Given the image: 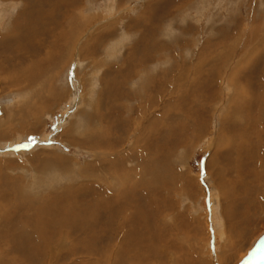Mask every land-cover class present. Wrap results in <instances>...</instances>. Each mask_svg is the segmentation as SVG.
Here are the masks:
<instances>
[{"label":"rangeland","instance_id":"rangeland-1","mask_svg":"<svg viewBox=\"0 0 264 264\" xmlns=\"http://www.w3.org/2000/svg\"><path fill=\"white\" fill-rule=\"evenodd\" d=\"M30 7H34V11L30 10ZM74 16L79 19L77 24H80L81 29L79 36L75 40L76 32L71 35L72 32L66 28V24ZM32 27L34 28L32 29ZM11 36H15L16 39L12 40ZM82 38L84 39L82 40ZM6 39L9 41L8 54L10 59L5 55L7 52L1 53L2 55L0 56V58H4V60L0 59V62L3 61L5 66L18 65L20 69L22 67L28 69L30 73H37V71L44 73L52 64L58 65L59 63L57 72L61 79L57 81L55 86L57 87L56 91L63 97L58 102H54L44 108V113L40 115L41 121L35 127L25 122L31 121L24 112L18 116L19 118L14 119L9 124L12 128L9 125L3 127L4 129L10 128L13 130V133L0 138V175H2L0 176V207L6 216L15 215L13 213L15 212L13 211L15 207L20 210L25 209V207L19 206V201L16 199V188L21 186L20 183L23 184L27 194L30 192V198L37 196L29 201L38 200L42 196L43 198H48L50 194L58 193L63 188L67 190L69 186L76 184L77 187L79 185L83 187L81 190L82 194L79 195L81 191L77 194V198H80L83 201V205H85V207H82L83 209L90 210V207H92V211L97 214L96 216L113 215V217L117 216V221L121 216H130L133 218L132 225L138 224L139 221L145 223V228H148H144L145 233L151 230L158 237L160 232L163 233L167 242V244L163 245L164 247L162 242L158 241V237L156 242L154 241L156 247L159 246L157 257L152 255L153 261L156 260V264H167L171 260L172 254L176 256L172 257L175 259L174 262L176 261V264H196L198 257L205 264H215L216 262H211L209 252L212 258L215 256L217 258L223 254L224 245H226L224 246L225 248L231 245L230 241H227L228 238H222L221 235L224 233L229 238H235L234 243L231 245V250L233 248L237 250L239 247L244 250L238 251L236 261L231 262L227 258L226 264H264V120H262V118L264 119V0H0V42L3 43V40ZM66 39L68 43L65 42ZM155 44L160 49L157 61L147 58L146 65L149 68L148 70H144L142 65L136 64L134 66V62L143 57L142 55L145 52L150 50L151 47H156ZM68 46L72 49L69 55H60L61 53L59 52L66 50ZM146 47H148V50ZM13 48L17 49L18 53L16 51L12 52ZM48 50H52L50 54ZM150 52L152 51L150 50ZM219 53L220 57L218 58ZM151 56L155 59L153 54ZM29 59L33 60L32 63ZM117 60L119 62L116 63ZM34 62L35 64H33ZM227 66L231 67L228 68ZM9 68L11 69V67ZM120 68L124 70L117 78L116 70L121 72ZM108 71L111 75H109ZM142 71H147V75L152 74V77L153 75H159L161 72H166L167 81L173 75L177 78L180 77V87H169L168 85L171 84H168V90L161 95V99L163 95L164 98L162 100L159 99V104L152 108V101L150 102L149 100L151 97L148 99V96L143 93L144 101L141 99L143 88L146 90L150 85L149 82L148 84H141L139 77L142 75ZM232 73L236 74L238 81L237 79H230ZM162 77L164 76L162 75ZM195 77L197 81L194 84L192 79ZM115 78L118 80V92L116 94L120 101L112 103V100H109L102 92L106 88V81H111V79ZM127 79L131 82H127ZM187 81H191V86L185 87ZM0 83V87H2L0 90V109L6 105L10 106L16 103L20 105L22 99H28L27 95L16 94L20 90L9 87L8 82L5 84L1 78ZM238 84L242 87L241 93L239 88L236 87ZM230 85L232 91L227 89ZM193 86L198 88L197 96L192 95L190 98L200 96L198 100L201 102L206 100L207 98L204 96H207L218 100L219 103L217 105V101L211 102L210 109L212 110L209 111V108L205 107L207 112L203 116L197 115L196 117L194 115L197 123H206L207 130L205 134L193 136L192 131L195 132V130H189L193 118L188 116L187 118L185 117V126L188 130L184 128V125H179L182 123H179L176 118V121H178L176 125L179 126L175 128V131H172V133L167 131L166 136L161 137V143H155V141L151 143L149 138H154L158 134L159 125L156 118H154L155 124H151L152 119L147 120V123L145 121L139 122V116H141L138 114L141 112L139 109L143 106V110L148 111V105L150 107V116L156 117L158 115V118H161L159 115L162 111L166 112L168 110V103L170 101L176 103V98L180 99L178 103L183 102V98L188 92L193 90ZM210 87L211 89H209ZM132 88L135 91L134 95H132L133 97L128 92ZM235 89H238L239 93L234 97L235 93L232 94V92H235ZM122 92L123 94L126 93L125 96H123ZM154 93L155 91L152 94ZM247 93L256 102L250 103L248 99L242 100L241 97ZM127 94L131 98L128 99L126 97ZM231 94L232 98H237L239 103L235 105L231 98L230 105L235 108L228 110L230 116L228 115L225 119L227 124H225L223 132L225 133L227 129L233 132L235 140H237L233 144L225 140L220 120L223 114L218 112L221 110V100H223L224 96L229 97ZM100 97L104 99H102L104 108H110L112 105L114 109L111 112H106L107 114L105 115L103 108L100 107L101 117L96 118L94 111L96 107L94 105L96 99L100 101ZM28 104L32 103L29 102ZM186 104H183L179 110L177 106L174 107V112L178 110L177 116L190 114L189 106H192L193 101H188ZM237 106L243 107L244 110L247 108L251 113L250 115L257 118L255 123L259 124L255 129L250 128L248 131L247 124L244 121L242 127L247 132H242L240 136L237 135L231 122L233 119L231 114L233 110L238 111ZM22 108L24 109L25 107ZM27 110L30 111L31 115L34 114L29 108ZM92 115L95 118L86 120L88 116ZM107 121H111L114 124V129L112 131L109 130L111 136L114 134L111 140L113 141L115 137L118 140L120 138L119 143L114 147L117 153L122 150L125 152L124 156L127 157L126 151H130V148H135L136 151L145 153L148 151L146 157L136 160L132 159V162H129L126 167L121 164L113 168L118 178L123 173L127 175L126 184L123 183V187H125L123 193H118L115 197L107 192L111 183L109 178H107L109 185L105 184L108 180H103L102 183L99 181L101 186L99 189L103 190L99 192L94 187L91 189L86 187L87 184L84 183H89L87 179H84L82 183V179H76L72 175H81L78 166L85 168L88 165L98 168L102 164V161H96L97 152L99 151L90 150L89 144L83 147L81 145L82 136H79L78 133L83 134L93 131L96 135V131H99L102 134L104 127L108 128L106 126ZM153 126L156 127L153 128ZM138 127L140 130L137 129ZM68 129H73V132L66 135ZM143 129L147 138L145 139L143 136L137 142L139 145L133 144L138 133H143ZM71 134L75 136H70L72 141L68 138ZM221 134L227 142L225 144L229 145V147H226L228 151H222L226 154V159L221 160L220 167L218 164L215 167L218 171L220 170V174L227 175V183H229L231 188H226V190H229L227 193L232 197V200L228 203L225 202L220 192L219 182L215 179L217 176L213 175L210 168H208V161L213 152L215 153L216 151L214 150V147H216L215 143L222 138L220 137ZM74 139L75 141H73ZM238 140L240 142L242 140L246 145L251 146L249 152L252 158L254 157L253 159L248 160L244 153L238 154ZM259 141L262 146L258 144ZM101 144L102 142H100L99 148H103ZM152 144L154 148H152ZM22 145L24 147H21ZM93 145L96 146L95 143ZM103 146L106 148L105 143H103ZM243 147L247 149L244 144ZM219 153L221 154V152ZM246 154L249 155V153ZM54 155L62 156L61 158L64 157L63 159H66L68 164L66 166L70 168L76 167V173L66 171L68 177L60 178V175L65 176L66 174H60V170H57L63 169L65 166H58L51 159V156ZM46 156H49V158L45 159ZM35 157L50 166L44 170L41 163L37 160V162L33 161ZM113 157L115 158L116 156ZM113 157L112 159L114 160ZM235 157L238 163L237 167L235 163L234 166L229 162L232 160L231 158L235 159ZM53 162L57 167H55ZM51 167L54 169H51ZM125 168L127 169L125 170ZM147 169L150 171L148 172ZM246 172H253L254 174H251L248 178L245 177ZM257 174L263 177L261 178L262 181L257 177ZM258 179L259 182L256 183ZM78 180H81V182H78ZM238 180L242 182L238 183ZM245 185L248 186L247 190ZM245 191H248L249 197H246ZM66 193H60V197L55 200L59 202V199H61V203L65 204L63 207L65 215L63 214V216H83L80 209H74ZM40 201L38 202L40 203ZM32 203L37 205L34 201ZM23 205H26V203ZM228 205H231L234 213L238 211V216L252 215L251 223L242 219L238 220L237 229L231 228V223L225 217V208ZM38 206L40 207L38 204L36 209ZM48 208L42 209V212L38 211L37 213L36 210H32L33 212L31 213H39L38 216H49L52 209ZM59 209L60 207H58ZM112 209L115 210L113 211ZM255 216H257V219H254ZM249 218L250 216H248ZM103 219V225L97 226L95 230L84 229L85 233L88 229L90 233L88 235L92 239H94L92 235H96L99 238V235L104 234L102 236L105 238H99L102 240L101 243H97L95 239L94 241L92 240V245L95 247L94 252L97 249L111 252V246L117 242L114 238L116 232L119 231L116 229L117 225L113 228L111 221L109 224L107 217ZM113 219H116V217ZM187 223L189 224V229L185 227ZM105 224L108 225L106 226ZM28 225L32 230V224ZM251 225V228H254L251 229L249 235L240 238V234L244 232V229ZM143 227L144 225L142 224L140 230ZM58 229L61 232H65L63 227H58ZM104 229L108 231L105 230V232ZM70 233V239L66 241V244L64 242V252L75 253L81 248L80 245L85 244L83 241L76 242L74 231ZM111 234L113 238H111ZM181 236H186L188 239L195 238L196 245L194 247L190 243L188 248L182 251L178 249L177 254L174 250H177L179 245H182L180 241L178 242ZM172 241L174 242L173 244ZM71 244L76 249L72 248ZM145 244L148 247L150 242L146 240ZM162 247L169 249L160 252ZM71 249L76 251L73 252ZM141 250L143 251L145 248L142 247ZM227 252H230V248H227ZM229 254L231 253H226L225 255ZM66 255L68 258L69 255L67 253ZM78 256L75 258L76 261ZM161 256L164 257L162 258ZM80 259L82 260L83 258L81 257ZM61 260L63 259L61 258ZM217 262L220 264V259ZM168 264H171V261Z\"/></svg>","mask_w":264,"mask_h":264},{"label":"bare ground","instance_id":"bare-ground-1","mask_svg":"<svg viewBox=\"0 0 264 264\" xmlns=\"http://www.w3.org/2000/svg\"><path fill=\"white\" fill-rule=\"evenodd\" d=\"M36 2V1H35ZM30 4V3H29ZM28 4V6H29ZM30 10L34 11V7H30ZM73 14V13H72ZM5 16V14H4ZM77 16V15H76ZM74 16V18L68 22L66 25V28L71 31V35H73L75 32H76V37L74 38V40L77 38V36H79V33L81 31L80 29V24H77L79 19ZM14 17V16H13ZM10 19V18H9ZM19 20V19H18ZM149 20V19H148ZM37 23H39V21H37ZM29 26V25H28ZM37 26V25H36ZM21 27V26H20ZM13 28V27H12ZM23 28V27H22ZM34 27H32L33 29ZM74 29V30H73ZM13 34V32H12ZM63 34V32H62ZM61 35V34H60ZM83 35V34H82ZM17 36V35H16ZM19 36V35H18ZM32 36V34H31ZM85 36V35H84ZM83 36V37H84ZM63 37V36H62ZM66 38V37H65ZM80 38V37H79ZM10 39V37H9ZM11 39H16L15 36H11ZM71 39V38H70ZM84 38H82L83 40ZM67 39H66V41ZM77 42V41H76ZM75 42V43H76ZM81 42V41H80ZM70 43V42H69ZM73 44V43H72ZM3 45V46H2ZM69 45V44H68ZM77 45V44H76ZM9 46V41L6 39V40H3V43L0 42V56L2 55L1 53H6L5 55L10 59V56L8 54V47ZM49 46V45H48ZM74 46V45H73ZM89 46V45H87ZM155 48L151 47L150 50L152 52L149 53L150 50H148L146 47V49L148 50L147 52H145L142 56L143 57H140L138 59L137 62H134V66L136 64H138L139 66L142 65L143 69L144 70H148V66L146 65V59L147 58H152L153 61H157V57L159 56V51L160 49L157 48V44H155ZM23 47V46H22ZM51 47V46H50ZM63 47V46H62ZM80 47V45H79ZM52 48V47H51ZM71 47L68 46V48H66V50L64 51H60L59 53H61L60 55H63V56H68L69 53H70V49ZM65 49V48H64ZM145 49V48H144ZM13 50V51H12ZM12 50H9V51H16L17 49L13 48ZM29 50V49H28ZM31 50V49H30ZM58 50V49H57ZM77 50V48H76ZM50 51V50H48ZM52 51V50H51ZM51 51L49 52V54L51 53ZM54 51V50H53ZM74 51V50H73ZM144 51V50H143ZM18 53V51H16ZM58 52V51H57ZM48 53V52H47ZM13 54V53H12ZM53 54V53H52ZM56 54V53H54ZM79 54V53H78ZM153 54V56H155V59L151 56ZM4 55V56H5ZM30 55V54H29ZM225 55V54H224ZM253 55V54H252ZM31 56V55H30ZM53 56V55H52ZM118 56V55H117ZM126 56V55H125ZM151 56V57H150ZM115 57V56H114ZM122 57V56H121ZM134 57V56H133ZM220 57V53H219V56L218 58ZM48 58V57H47ZM57 58V57H56ZM63 58V57H62ZM68 58V57H67ZM124 58V57H123ZM122 58V59H123ZM128 58V57H127ZM1 60H4V58H0ZM33 59V58H32ZM46 59V58H44ZM43 59V61H44ZM81 59V58H80ZM87 59V58H86ZM121 59V58H120ZM119 59V60H120ZM35 60V59H34ZM55 60V59H53ZM119 60L116 61L119 62ZM160 60V59H159ZM29 61L32 63V61L29 59ZM28 61V62H29ZM39 61V60H38ZM131 61V59H130ZM219 61V60H218ZM22 62V61H21ZM24 62V61H23ZM37 62V61H36ZM78 62V61H77ZM121 62V61H120ZM125 62V61H124ZM235 62V61H234ZM20 63V62H19ZM49 63V62H48ZM75 63V62H74ZM132 63V62H130ZM35 64V62L33 63ZM121 64V63H120ZM27 65V64H26ZM30 65V64H29ZM51 65V64H50ZM61 65V64H60ZM76 65V64H75ZM103 66V64H101ZM123 65V64H122ZM226 65V64H225ZM33 66V65H32ZM47 66V65H46ZM45 66V67H46ZM58 66H59V63L58 65H54L52 64L50 66V68L42 73V72H38L37 73H30L28 72V69H23L21 68L20 69V66L16 65H10V66H5L3 64V61L0 62V78L1 80L7 84L8 82V86L9 87H13L14 89H19L18 93L16 94H21V95H24L26 97H28L27 100H24L22 101L21 100V106L22 107H25L24 109L18 104L16 103L15 105H6V106H1L2 108L0 109V138L2 137H5L7 136L8 134H11L13 133V130H11L10 128H12L9 124L14 120V119H17L19 118L18 116H20L23 112L26 114V116L28 117V119L31 121V122H28V121H25L26 123H28L29 125H33V127L36 126L37 123H39L41 121V117L40 115L43 114L44 112V108L48 107L50 104L54 103V102H58L60 99H62V95H60L58 93V91H56V86L55 84L57 83V81L59 79H61V77H59V73L57 72L58 71ZM128 66V64H127ZM11 67V69L9 68ZM26 67V66H25ZM155 67V66H154ZM157 67V66H156ZM228 67V66H227ZM231 67V66H229ZM228 67V68H229ZM47 68V67H46ZM75 68V67H74ZM122 68V67H121ZM120 68V69H121ZM124 68V67H123ZM137 68V67H136ZM212 68V67H210ZM233 68V67H232ZM35 69V67H34ZM41 69V68H40ZM61 69V68H59ZM106 69V68H105ZM198 69V68H197ZM124 69H121V72L120 70H116V77L118 78L119 74L123 72ZM228 70V69H227ZM57 73H56V72ZM198 71V70H197ZM35 72V71H33ZM140 72V71H139ZM255 72V70H254ZM109 75H111V73L108 71ZM132 73V72H131ZM166 73V72H165ZM165 73H160L159 75H153L152 77V74L150 75H147V71L146 72H143L142 71V75L139 77L140 81H141V84L144 85L145 83L148 84L149 82V86L147 87V89L145 90V88H143V91L141 92V99L144 101V97L143 95L146 94L148 96V99L151 97L150 102L152 101V108L155 107V105L159 104L158 100L161 99V95L164 94L168 89H167V85L168 84H171V85H168L169 87H174V86H179L180 87V80L179 78L180 77H176L175 75H173V77H171V79L169 81H167L166 77H165ZM216 73V72H214ZM236 73V72H235ZM235 73H232L230 75V79L232 80H236L237 77L235 76L236 74ZM250 73V72H249ZM141 74V73H140ZM170 74V73H169ZM185 74V73H184ZM108 75V76H109ZM115 75V74H113ZM138 75V74H137ZM162 75L164 77H162ZM168 75V74H167ZM177 75V74H176ZM254 75V74H253ZM123 76V75H122ZM222 76V75H221ZM249 77V76H248ZM252 77V76H251ZM4 78V79H3ZM168 78V77H167ZM138 79V80H139ZM264 79V78H263ZM214 80V79H213ZM251 80V79H250ZM127 82H129L130 80H126ZM192 81H194V84L195 82L197 81L196 77L194 79H192ZM238 81V79H237ZM118 80L115 79H111V81H106V88L103 89V92L104 95L107 96V98L109 100H112L111 102L114 103V102H118L120 100H118V96L116 94V92H118V84H117ZM131 82V81H130ZM252 82V81H251ZM210 83V82H209ZM253 83V82H252ZM1 84V83H0ZM213 84V83H212ZM141 85V86H142ZM211 85V84H210ZM214 85V84H213ZM264 85V84H263ZM188 86H191V81H187V83H185V87H188ZM239 88L240 90V93L242 92V87L240 84H238V86H236ZM2 87H0V90H1ZM184 88V86H183ZM248 88V87H246ZM142 89V88H141ZM211 89V87L209 88ZM227 89H230V91H232V87L230 85V87ZM226 89V90H227ZM250 89H251V86H250ZM180 90V89H179ZM198 88L197 86H193V90L191 92H188V94H186V96L183 98V102L181 103H178V101H180V99L178 100V98H176L175 101H177L176 103H172L171 101L168 103L167 105V108L168 110L165 111H162L160 113V117L161 118H158V115L155 116H150L151 114L149 113V110H150V107L147 105V109L148 111H144L143 109V106L139 109V111L141 110L140 113H138L139 115V122H146L147 123V120H151V124H155L156 121L154 118H156L157 120V123L159 125V132L157 135H155L154 138H149L151 143L153 141H155V143L157 142H160L161 143V137L162 136H166V133L167 131H175V128H177V126L181 125L183 126L184 125V128H186L185 126V117L187 118L188 116H192L193 120H191V127H189V130L190 129H193L195 130L192 131L193 133V136H202L205 134L206 130H207V126H206V123L203 124V123H200V122H196V117L197 115L198 116H203L206 112H207V108L205 107H208L209 108V111L212 110L210 109V103H214L216 102V104L218 103V100H215L211 97H207V96H204L206 97L207 99L206 100H202L201 102L198 100L200 99V96L199 97H195V98H190L192 95H195L197 96L196 92H197ZM238 89H235V92H232V94L235 93L234 97L239 93ZM245 90V88H244ZM248 90V89H246ZM137 91V90H136ZM153 91H155L154 94ZM215 91V90H214ZM131 96L134 95L135 91H134V88H132L130 91H128ZM213 92V90H212ZM144 93V94H143ZM168 93V92H167ZM173 93V92H172ZM123 94V92H122ZM126 94V93H125ZM125 94H123V96H125ZM171 94V93H170ZM191 94V95H190ZM210 94V93H208ZM215 94V92H214ZM232 94L228 96H224L223 100H221L220 102V109L218 112L223 114L221 116V123L223 126V129H222V132L225 130V119L226 117L229 115V112L228 110L230 108H235L233 106H231V98H232ZM130 95H126V97L129 99L131 98ZM215 96V95H214ZM25 97V99H26ZM133 97V96H132ZM255 97V95H254ZM31 101H30V99ZM163 98H164V95H163ZM162 98V99H163ZM215 98V97H214ZM16 99H18V97H16ZM103 99V98H102ZM101 97H100V101H98V99H96V102H95V107L96 109L94 110L95 111V115H96V118H100V107L103 108L104 110V114L106 115L107 113L106 112H111L112 109H114V107L111 105L110 108L107 107V108H104V104H103V101H102ZM161 99V100H162ZM220 99V98H219ZM242 100H245V99H248V101L250 103H253L255 101L254 98H252V96H250L248 93L241 97ZM104 100V99H103ZM233 102L235 105H237L238 102V99L237 98H232ZM174 101V102H175ZM188 101H193V104H191L192 106L190 108V114L189 115H185V114H182L181 116H177L176 114L178 113V110L183 106V104H186ZM29 102H31L32 104H28ZM206 102V103H204ZM256 102V101H255ZM7 103V102H6ZM100 103V105H99ZM192 103V102H191ZM56 104V103H55ZM97 104V105H96ZM175 104V105H174ZM219 104V103H218ZM217 104V105H218ZM187 105V104H186ZM209 105V106H208ZM216 105V107H217ZM160 106V105H159ZM166 106V105H165ZM177 106L178 110L174 112V107ZM124 107H126L124 105ZM158 107V106H157ZM238 107V106H237ZM27 108H29L31 111L34 112L33 115L30 114V111L27 110ZM259 108V107H258ZM48 109V108H47ZM124 109V108H123ZM159 109V108H158ZM163 109V107H162ZM218 109V107H217ZM48 111V110H46ZM129 111V110H128ZM214 111V110H213ZM231 111V110H230ZM212 112V111H211ZM217 112V111H215ZM224 112V113H223ZM251 113L247 110H244L243 107H238V111H235L233 110L232 114H231V118L232 119V123H233V127L234 129L236 130L237 132V135L240 136L242 132H247L248 129L252 128V129H255L256 127L259 126V124L257 125L255 123V119H257L255 116H251L250 115ZM194 115H196V117H194ZM69 116V115H68ZM209 116H210V113H209ZM230 116V115H229ZM264 116V114H263ZM91 118H95L94 115L92 116H88L86 118V120H89ZM105 119V117H103ZM112 118V117H111ZM176 118L179 120V123H182V124H179V125H176ZM104 119H101L103 120V122H106ZM237 119V120H236ZM260 119V118H258ZM108 120V119H107ZM123 120V119H122ZM230 120V119H228ZM238 120H239V123H238ZM262 120H264L262 118ZM118 121V120H117ZM124 121V120H123ZM244 121L246 122L247 124V130H243V123ZM122 123V122H121ZM262 123V122H261ZM264 123V121H263ZM5 125H9L10 128H6L4 129L3 127ZM189 125V124H188ZM6 126V127H7ZM106 126L109 128L106 129V127H104V132L102 134H100L101 132H97L96 131V135H95V132L91 131V132H86V133H78L79 136H82V141H81V145L83 147H85V145L87 146V144H89V147L90 150H95L98 154H97V157H96V161L100 160L102 161V164L98 167V168H95V167H90L88 165H86V167H79L78 166V169L80 168V172H81V175L79 176L78 174H72L74 178L76 179H82V183L84 182V179H87L89 183H84V184H87L86 187L88 189H91L92 187H94L95 189H97V191L99 192H102L103 190H100L99 188L101 187L100 186V182L102 183L103 180L104 181H107L109 178L111 180V183L109 185V180L107 183H105L106 185H109V191H107L111 196L115 197L118 195V193H123L124 191V188L123 187V183L126 184L125 180H126V176L127 175H124V173L122 174V176H120V178L117 177V175L115 174V167H118L119 165L123 164L124 167H126V165H129V162H132V159H140V158H143V157H146L147 153L145 152H142V151H136L135 148H130L129 150L130 151H126V154L128 155L127 157L124 156V151L120 150L118 153L116 152V150L114 149V147H116V144L119 143L120 141V138L118 140V138H114V140L112 141V137L114 136H111L110 131H112V129H114V124L111 122V121H107L106 123ZM220 126V127H221ZM227 126V125H226ZM18 127V126H17ZM140 127V126H139ZM139 127L137 129H139ZM156 127V126H155ZM153 126V128H155ZM14 128V127H13ZM19 128V127H18ZM88 128V127H87ZM222 128V127H221ZM30 129V128H29ZM142 129V128H141ZM188 130V128H186ZM227 129V128H226ZM246 129V128H245ZM27 130V129H26ZM95 130V129H94ZM97 130V129H96ZM140 130V129H139ZM34 131V130H33ZM102 131V130H101ZM249 131V130H248ZM262 131V130H261ZM31 132V131H30ZM73 132V129H68L66 131V135L67 133H72ZM135 132V131H134ZM140 132V131H139ZM142 132V131H141ZM148 132V131H147ZM229 129H227V131L223 134H224V137L226 138L225 140H228L230 143L233 144L234 141H237L235 140V137L233 135V132H231ZM254 132V131H253ZM34 133V132H32ZM157 133V132H156ZM220 133H221V130H220ZM146 132L144 131L143 129V133L139 134L138 133V136H136V139H134V143L133 144H137L139 145L137 142H139V140H141V138L144 136L145 139L147 138L146 137ZM248 134V133H246ZM251 134V133H249ZM263 134V133H262ZM261 134V135H262ZM14 135V134H13ZM95 135V136H94ZM219 135V134H218ZM11 136V135H10ZM71 137H75L74 135H69L68 138ZM110 136V137H109ZM252 136V135H251ZM83 137L85 138L83 140ZM103 137V138H102ZM191 137V136H190ZM222 137L221 139H219V141L217 142L216 141V147H214L216 150L215 153L213 152L211 158L209 159L208 161V168H210V171L213 175L217 176L215 177V179L219 182L218 183V187H220L221 189V193L225 199V202H229L230 200H232V197L230 196L229 193V190H226V188H231L229 186V183H227V179H226V176L225 174H220V170L218 171L215 167L216 164H218V166L220 167V164H221V160L223 159H226V154H224L223 152H226L228 151L227 150V146L229 147V145H226L227 142L224 140L222 134L221 136ZM246 137V136H245ZM248 137V136H247ZM253 137V136H252ZM257 137V135H256ZM260 137V136H259ZM219 138V137H218ZM241 138V137H240ZM251 138V137H250ZM10 139V138H9ZM239 139V138H237ZM248 139V138H247ZM254 139V138H253ZM252 139V141H253ZM180 140V139H179ZM255 140V139H254ZM72 141V139H71ZM75 141V139L73 140ZM261 141V139H260ZM260 141L258 144H260ZM87 142V143H85ZM100 142H102L101 146L103 148H99L100 146ZM249 142V141H248ZM96 144L92 146V144ZM103 143L106 144V148H104L103 146ZM154 143V142H153ZM226 143V144H225ZM236 143V142H235ZM238 143H239V148L237 149L238 150V154H243L248 158V160H251L253 159L252 158V155L251 153L249 152L250 151V148L251 146H248L246 145L245 142H243L241 140V142L238 140ZM243 144L246 146L247 149H244L243 147ZM255 144V143H254ZM7 145V144H5ZM236 145V144H235ZM251 145V144H250ZM261 145V144H260ZM98 146V147H97ZM157 146V145H156ZM162 146V145H161ZM258 146V145H257ZM262 146V145H261ZM81 147V146H80ZM260 147V146H259ZM152 148H154L153 144H152ZM261 148V147H260ZM89 149V148H88ZM151 149V148H150ZM161 149V148H160ZM132 151V152H131ZM160 151V150H159ZM223 151V152H222ZM221 152V154L219 153ZM235 152V151H234ZM237 153V152H236ZM246 153H249L246 154ZM253 154V153H252ZM151 155V154H150ZM113 156H116L115 158ZM130 156V157H129ZM229 156V155H228ZM238 156V155H237ZM254 156V154H253ZM62 157V156H61ZM59 155H54V156H51V159L58 165V166H65V168L63 169H58L57 171L60 170V174H66L65 176H62L60 175V178L61 177H68L67 176V173L66 171H69V172H75L76 171V167H72L70 168L69 166H66L68 165L67 162H66V159H63L61 158ZM94 157V156H93ZM112 157L114 158V160L112 159ZM129 157V159H128ZM131 157H134V158H131ZM149 157V155H148ZM230 157V156H229ZM46 158H49V156H46ZM95 158V157H94ZM232 160L229 161L231 162L233 165L235 163L236 167L238 165L237 163V159L235 157V159L231 158ZM38 161L39 163L42 164V168L47 169L50 165L49 164H46L43 162H41V160L38 158H33V161ZM48 160V159H47ZM104 160V161H103ZM124 160H126V162H124ZM36 161V162H37ZM151 161V160H150ZM53 162V163H54ZM226 162V161H225ZM249 162V161H248ZM54 163L55 167L56 164ZM148 163V162H147ZM149 164V163H148ZM224 165V164H222ZM234 165V166H235ZM264 165V164H263ZM52 166V165H51ZM90 167V168H89ZM128 167V166H127ZM129 168V167H128ZM145 168V167H144ZM225 168V167H224ZM262 168V167H261ZM51 169H54L53 167H51ZM77 169V170H78ZM123 169V168H122ZM127 168H125L126 170ZM223 169V168H222ZM148 170V169H147ZM225 170V169H224ZM3 171V170H2ZM150 170H148L149 172ZM262 171V170H261ZM47 172V171H46ZM78 172V171H77ZM124 172V171H123ZM228 172V170H227ZM226 172V174H227ZM57 173V172H56ZM76 173V172H75ZM121 173V172H120ZM54 174V173H53ZM58 174V173H57ZM251 174H254L253 172H249V173H245V177H248L251 176ZM8 175V174H7ZM6 175V176H7ZM69 175V174H68ZM258 178L262 181L261 178H263L260 174H257ZM2 176V175H0ZM5 176V177H6ZM142 176V175H141ZM256 177V178H257ZM1 178V177H0ZM57 178V177H56ZM59 178V177H58ZM235 178V177H234ZM11 179V178H10ZM53 179V178H51ZM73 179V178H72ZM145 179V178H144ZM237 179H238V175H237ZM259 179L256 181L259 182ZM54 180V179H53ZM58 180V179H57ZM55 181V180H54ZM73 181V180H72ZM100 181V182H99ZM158 181V180H157ZM163 181V180H161ZM166 181V180H165ZM164 181V182H165ZM61 182V181H60ZM59 182V183H60ZM74 182V181H73ZM78 182H81V180H78ZM99 182V183H97ZM130 182V181H129ZM144 182V181H143ZM159 182V181H158ZM168 182V181H167ZM242 182L241 180L239 181L238 180V183ZM264 182V181H263ZM72 183V182H71ZM128 183V182H127ZM21 186L17 187L16 188V192H17V200L19 201V206H21L22 208L25 207V209H18V207L16 208H13V212L15 215L13 216H6L2 211H1V207H0V264H156V260L153 261V256L157 257V252L159 251V246L156 247V244L154 243V241L156 242V238L158 237L154 232H152L151 230L148 232V233H145L144 231V228L146 227L145 226V223H143L142 221H139L138 224L134 223L135 225H132V217L130 216H121V218L117 221V216H114L116 217V219H113V215L112 216H96L97 214H95L93 211H92V207H90V210L89 209H83L82 207H85V205H83V201L80 200V198H77V194L83 189V187H81L80 185L77 187V185H72V186H69L67 188V190H64L66 188H63L60 190V192L58 193H54V194H50L48 196V198L44 197L43 196L41 198H39L38 200H31L29 201L31 198H36V197H29V193L27 194L24 190V187H23V184L20 183ZM58 184V183H57ZM141 184V183H140ZM51 185V183H50ZM53 185V184H52ZM71 185V184H70ZM139 185V184H138ZM104 186V185H103ZM137 186V185H136ZM141 186V185H140ZM9 187V186H8ZM62 187V186H61ZM85 187V186H84ZM246 187V190L248 188L247 185H245ZM11 188V187H10ZM51 188H53L51 186ZM50 188V189H51ZM105 188V187H104ZM131 188V187H130ZM136 188V187H135ZM55 189V188H54ZM108 189V188H106ZM199 189V188H198ZM14 190V189H13ZM85 190V189H84ZM105 190V189H104ZM121 190V192H120ZM59 191V190H58ZM202 191V190H200ZM232 191V190H231ZM230 191V192H231ZM1 192V191H0ZM57 192V191H56ZM66 192H69V193H66ZM105 192V191H104ZM32 193V192H31ZM60 193H66L67 196L70 198L71 200V204H73V207L74 209H80L81 213L83 216H63V214L65 215V211L63 209V207L65 206V204H62L61 203V199H59V202L58 201H55L57 198H59L60 196ZM86 193V192H85ZM107 193V194H108ZM137 193V192H136ZM193 193V192H192ZM246 194V197H249L248 196V191H245L244 192ZM82 194V191L81 193H79V195ZM100 195H102L101 193H99ZM104 194V193H103ZM261 194V193H260ZM264 194V193H263ZM33 195V194H32ZM48 195V194H47ZM262 195V194H261ZM106 196V195H105ZM66 197V196H65ZM67 197V199H68ZM80 197V196H79ZM84 197V196H83ZM108 197V196H107ZM106 197V198H107ZM264 197V196H263ZM87 198V197H86ZM14 199V197H13ZM64 200H66L64 197H63ZM100 199V198H99ZM109 199V198H108ZM250 200V198H248ZM7 200V199H6ZM41 200V201H40ZM110 200V199H109ZM8 201V200H7ZM32 201L36 202L37 205L39 204L40 207L36 209V206L37 205H34L32 203ZM40 201V203L38 202ZM63 201V200H62ZM14 202V201H13ZM93 202V201H92ZM114 202V201H113ZM118 202V201H117ZM16 203V202H15ZM26 205H23L25 204ZM69 203V202H68ZM97 203V201H96ZM108 203V202H107ZM115 203V202H114ZM85 204V203H84ZM95 204V202H94ZM101 204V203H100ZM110 204V202H109ZM108 204V205H109ZM112 204V203H111ZM70 205V204H69ZM97 205V204H95ZM102 205V204H101ZM114 205V204H113ZM93 206V205H91ZM103 206V205H102ZM102 206H99V207H102ZM106 206V205H105ZM112 206V205H111ZM110 206V207H111ZM204 206H205V203H204ZM49 207L48 209H52L51 210V213H49V216H38V214H36L38 211H41L42 212V209H45ZM58 207H60V209L58 210ZM71 207V206H70ZM97 207V206H96ZM108 207V206H107ZM69 208V207H68ZM72 208V207H71ZM70 208V209H71ZM89 208V206H88ZM104 208V207H103ZM229 208V209H228ZM110 209V208H109ZM226 211H225V214H226V219L231 223L230 227L231 228H234V229H237L238 228V220H247L251 223V219L253 218L252 215H248L250 216V218L248 219V216H241L239 215L238 216V211H236L235 213L233 212V209L231 208V205H228L226 208ZM32 210H36V213H31L33 212ZM100 210V209H99ZM98 210V212H99ZM113 210V209H112ZM111 210V211H112ZM115 210V209H114ZM113 210V211H114ZM110 211V210H108ZM106 212V211H105ZM117 212V210H116ZM125 212V211H124ZM99 214V213H98ZM112 214V213H111ZM119 214V213H118ZM117 214V215H118ZM2 215V216H1ZM72 215V214H71ZM81 215V214H80ZM87 215V216H85ZM243 215V214H242ZM108 218V222L110 224V221H111V225L113 228H115L116 226V229L119 230L118 232H116V236H114V238L117 240L116 243H112L115 244V245H112L111 249L112 251L111 252H108V251H104L102 249L98 250L96 252H94L95 250V247L92 245V240L94 241V239L96 240L97 243H101V237H104L102 235H104L103 233L101 235H99V238L96 236V235H92V237L94 239H92L88 234H90L88 232V229L86 230L87 232L85 233L84 229L86 228H89L90 230H95L97 226H100V225H103L102 223L104 222L103 218ZM113 217V218H112ZM257 216L254 217V219L256 218ZM111 218V220H110ZM176 218V217H175ZM103 219V220H102ZM257 219V218H256ZM40 220V222H38ZM135 221V220H134ZM138 221V220H137ZM136 221V222H137ZM179 221H180V218H179ZM106 222V221H105ZM28 224H32V230L30 229V226ZM144 225L143 229L140 230L141 228V225ZM148 224V223H147ZM146 224V225H147ZM150 224V223H149ZM173 224V223H172ZM106 225V224H105ZM108 225V224H107ZM106 225V226H107ZM189 224L187 223V225L185 226L186 229H189ZM191 226V225H190ZM58 227H63L64 231L65 232H61ZM109 227V226H108ZM184 227V228H185ZM192 227V226H191ZM207 227V226H206ZM251 226H248L246 229H244V232L242 234H240V238H244V236H248L249 235V232L251 231ZM203 228V227H202ZM204 228H205V225H204ZM107 229V228H106ZM104 229V231L106 230ZM145 229H148V228H145ZM193 229V228H192ZM73 232L74 231V234H75V240L76 242L78 241H83L85 245H80L81 248H79L78 251H72L75 252V253H71L69 252H64V242L66 244V241L70 239V232ZM108 231V230H106ZM105 231V232H106ZM155 231V230H154ZM159 231V230H158ZM157 231V233H158ZM103 232V231H102ZM104 232V233H105ZM194 232V231H192ZM108 233V232H107ZM231 233V232H229ZM33 234V235H32ZM38 237L36 238L35 236ZM221 234V233H220ZM73 235V234H72ZM160 235L158 237V241L159 242H162V246L167 244L166 242V238L165 236L163 235V233L160 232ZM231 235V234H230ZM239 235V234H238ZM180 236V235H179ZM222 238L227 239V241L229 240L231 245L234 243V240L235 238H229V236L225 235V233L223 235H221ZM224 236V237H223ZM227 236V237H226ZM253 236V235H252ZM251 236V237H252ZM82 237V239H81ZM231 237V236H230ZM250 237V238H251ZM105 238V237H104ZM111 238H113V235L111 234ZM176 238V237H175ZM194 238V237H193ZM107 239H109V237H107ZM145 239V241L147 240L148 242H150V245L147 247V245L145 244V241H143ZM191 241H190V240ZM187 238L186 236L179 238L178 239V242L180 241L182 245H179V247L177 248V250L175 249L174 251L177 253L178 249L179 251H182L186 248L189 247V244L191 243L194 247L196 245V242H195V238L194 239H191V238ZM238 239V237H237ZM114 241V240H113ZM157 241V242H158ZM174 241V240H173ZM172 241V244L174 243ZM63 242V243H62ZM80 242V244H81ZM104 242V241H103ZM107 243V242H106ZM49 244V245H48ZM83 244V243H82ZM110 244V243H109ZM132 244V245H130ZM179 244V243H177ZM206 244V243H205ZM68 245V244H67ZM230 245V244H229ZM231 245L228 246V247H224L226 245H222V249L224 250L223 254H221L220 256H218L216 258L215 257H211V253L209 252V257H210V260L211 262H216L215 264H218L217 260L220 259V264H226V260L227 258L233 262V261H236L237 259V253L238 251L242 250L241 247H239L237 250H231ZM79 246V247H80ZM199 246V245H198ZM70 247V246H69ZM71 247L76 249V247L74 245L71 244ZM142 247L145 248V250H141ZM164 247V246H163ZM161 248L160 249V252L164 251L165 249H169V248ZM170 247V246H169ZM66 248V247H65ZM105 248V247H104ZM175 248V247H174ZM227 248H230V252H227ZM243 248V247H242ZM67 249V248H66ZM78 249V248H77ZM173 249V248H172ZM171 249V250H172ZM196 249V248H195ZM154 250V252H153ZM204 250V248H203ZM202 250V251H203ZM222 250V251H223ZM153 253H152V252ZM201 251V252H202ZM244 251V250H242ZM66 253L69 255V257L67 258L66 256ZM151 253V255H149ZM203 253V252H202ZM201 253V254H202ZM226 253H231L229 255H225ZM65 257H64V255ZM163 254V253H162ZM178 254V253H177ZM241 254V253H240ZM79 255V256H78ZM78 256V260L76 261V257ZM167 256V255H166ZM172 257H176L174 256V254L171 255ZM83 258L82 260L80 258ZM162 257V256H161ZM164 257V256H163ZM162 257V258H163ZM171 257V260H169V262L171 261V264H176V261L174 262L175 259H173ZM198 257V255H197ZM201 257V256H200ZM208 257V258H209ZM61 258L63 260H61ZM67 258V259H66ZM169 258V256H168ZM205 258V257H204ZM69 259V260H68ZM203 259V257H202ZM61 260V261H60ZM164 261V260H163ZM62 262V263H61ZM167 262V261H166ZM167 262V264L169 263ZM208 263V262H207ZM196 264H205L199 257L197 258V261H196ZM209 264V263H208ZM214 264V263H212Z\"/></svg>","mask_w":264,"mask_h":264},{"label":"snow or ice","instance_id":"snow-or-ice-1","mask_svg":"<svg viewBox=\"0 0 264 264\" xmlns=\"http://www.w3.org/2000/svg\"><path fill=\"white\" fill-rule=\"evenodd\" d=\"M21 147H24L23 145Z\"/></svg>","mask_w":264,"mask_h":264}]
</instances>
